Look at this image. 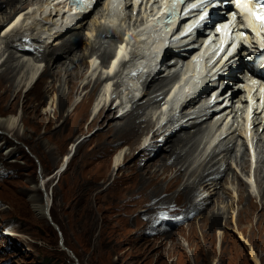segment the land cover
Instances as JSON below:
<instances>
[{
  "label": "rangeland",
  "instance_id": "obj_1",
  "mask_svg": "<svg viewBox=\"0 0 264 264\" xmlns=\"http://www.w3.org/2000/svg\"><path fill=\"white\" fill-rule=\"evenodd\" d=\"M2 1L3 0H0V2ZM106 1L107 0L95 1L93 9L82 19L84 26L82 25L81 28H71L65 35H60L62 36L60 40L70 36V34L74 35V37L83 36L77 49H82L87 52L86 59L89 55L98 56L106 46H108V49L112 47L113 36L106 35L110 33V31L116 35H118V32H114V28L110 29V24L126 28L128 24L131 23L128 20V15L133 9L132 5L125 6L124 3H122L119 5L120 7H117V9H120L118 14L115 12L114 16L110 14L107 16L104 9ZM42 4L44 3L35 2L31 10L38 9ZM4 10H8L9 12L11 10V5L8 3L4 4V6L0 8V12ZM142 12L144 14V6ZM120 14L122 15L119 17ZM24 15L25 14H23V16ZM31 15L32 13L29 14V16ZM39 16L40 14L36 16L35 21H39V23H33V26H35L33 30L25 29L28 26L26 23L29 25L32 24L33 17H28L27 15L28 18H26L25 22L24 19L22 20L25 25H23L21 32L26 35V37L28 36V38L23 40L16 39L15 36H11L9 39L8 37L6 38V35L9 33V29L7 32L5 31L8 20L3 22L0 25V48L5 46V41L7 39L10 40V43L23 42L29 44V46L38 47L36 52L41 55L44 48L43 46L37 45L42 44L46 46V42L34 40L31 37L41 38L44 41H48L50 47L54 46L56 44V41L53 42L54 38L48 40L47 35H43V33H46L45 29L47 28V23L46 20L41 19ZM54 18L53 21L49 19V23H54L59 20L58 16ZM19 24L18 26H20ZM48 27L52 28L53 26L48 25ZM7 54L8 50L0 54L1 61L6 58ZM26 57L29 63L27 62V66L22 70L24 77H27L34 71L31 65L37 61L33 55ZM18 60L22 61L24 58L18 57L13 61L17 62ZM100 61H102V57H97V62L93 66L95 69L93 72L94 75H90L93 74L92 69H90L86 76L80 79L79 83L86 82L88 80V75L94 79L97 77L98 73L100 76L99 69L96 70V68L99 67ZM43 63L46 64V61H43ZM49 63H52V61L50 60ZM1 70L2 68L0 71ZM166 70L169 69L167 68ZM166 70L163 71L164 75L169 73H166ZM51 80L52 78L47 76V83H50ZM70 83L72 82L66 81V78H64L62 87L66 94L69 93L71 89ZM32 86L33 88L31 89L25 86L17 96L19 102L18 109L21 111L23 104H26V107L29 109V112H26L24 118L26 124L25 128L21 130V133L17 134L18 136H26L27 143H19L20 145L12 150L9 143H4L3 141L4 136L15 140V135L8 130L2 133L0 132V264H225L224 261L220 259L218 241L209 243L200 235L205 229L203 224L204 209L199 212L195 210L193 213L189 212L183 216L178 214L165 215L163 212L165 209H161L159 205L156 206L154 203H151L153 201L151 199L153 196L150 197V191L154 189V187L149 186L148 188L142 182L141 178L137 179L135 177L136 171L139 168L144 170L147 166L155 165L163 156L169 153L168 149L160 150V144H157V141H152V145L148 147L144 146L145 142L143 143V141H145V137L148 136V133H146L147 129L142 133L141 139L134 145L133 150L129 148V145L125 142L113 141V138H107V136L97 138V133L102 131V128L105 127L106 124L101 125L92 123L88 125L93 118V114L90 113L86 115L84 125L74 133L75 130L71 128L73 124L76 123V120L79 122L81 121L88 107L87 105L89 104L93 108H96L95 105L98 103L94 101L95 95L94 92H92L93 85L83 92L80 91L75 97L68 99L67 106L62 109L58 107L57 101H55V104L53 103L54 99L58 97L57 92H48L47 96L49 98L47 102H40L42 98L41 94H39L38 81L36 80ZM99 87H101V95L103 86L100 84ZM128 89L129 87H127L126 96L129 92ZM241 92L242 91H240V93ZM129 93L132 95L133 91L131 90ZM107 94L109 95L110 91ZM155 94L152 95L154 96ZM15 96L16 93H12L10 101L7 104L5 103V109L0 107V115L4 113V115H9L12 113L7 107ZM130 98L132 97L130 96ZM225 101L226 99L219 101V103L222 104ZM157 103L147 108L145 114L137 116V120L146 116L150 117L151 111L154 107H157ZM33 104L39 109L37 111L38 114L46 110L49 114V118L43 119L41 116V118L36 117L37 113L32 110ZM72 109H74V111L71 113ZM68 112L71 113V116L65 128L60 130V132L56 131L55 128L57 125L68 118ZM113 115L116 117L113 119L114 124L124 120L121 119L120 116H117L116 110L112 112L111 117H113ZM225 117L226 112L223 111L220 117L221 119L217 115L215 117L213 116L210 121L217 122V120H220L218 121V125L224 121L223 126L226 128L231 125V119L230 117L225 119ZM177 119L178 117H175L168 122V124L171 122V125L167 124L165 126L166 130L161 140L167 137V132L169 129H173L174 124H176L175 120ZM44 123H48L47 132H44ZM37 125L39 127L35 129ZM106 128L107 127H105V129ZM187 129L194 132L196 127L189 126ZM231 129L232 126L217 132L213 139V141L217 143L214 144L211 150L219 143L218 140L220 141L227 130L233 133H230L222 143L232 140L235 146L237 145V150H239V148L240 152L244 150V145L238 134L239 130L234 133ZM71 132L72 134L74 133V135L70 142L76 139L79 140L82 137L84 138L73 147L72 150L74 152L77 146L79 148H77L73 163L61 180L59 181V179L53 178L51 180L53 185L50 183L49 186L52 185V188L55 190L56 201L52 208L54 220L63 231V238L67 247L73 249L77 256L71 255L69 249H63L61 246L62 237L58 227L52 222H48L46 219L41 218L36 213L27 194L28 189H32V184H34L38 178L53 173L54 169L60 164V157L67 153L73 145L70 143V147H55L52 145L50 147V145H45L43 143L39 144L36 140L41 137L57 138L69 135ZM221 132L222 136L220 135ZM184 133V130L181 131V134ZM211 135L212 131L210 135L205 134V138L201 142H197V145L187 156L188 163H192L193 168L201 169L207 154L211 151L207 152L205 150L207 144L210 142L209 139ZM148 138L150 137L148 136ZM101 142H106V144H108L102 147L103 145L100 144ZM192 143L193 140L187 147ZM11 150L12 152L10 153ZM125 152H131V156L133 157L125 159ZM225 157L224 152H221L214 158L213 163L215 162L216 166L223 164L225 167L228 164ZM116 158H119L118 164H116ZM187 158L185 156V160ZM83 160L84 162H82ZM231 165L235 168L236 174H242L243 169L241 166H237L235 159L231 160ZM92 177H96L98 181V187L94 191V197L88 195L85 190L81 194L78 193V181L83 182V184L87 186L90 184ZM58 178H60V175ZM58 181L59 183L57 184ZM205 181H213V176H210ZM255 182H257L256 179ZM166 185L165 182L159 185L162 191L159 192L157 200H162L165 197L175 198L177 194L175 192L179 191L181 188L178 186L174 192L169 194V192L165 191ZM228 185L232 189H235L238 183L237 181H230ZM203 186V184L200 185V189L192 198L193 202H197L200 199L201 203L199 206L201 208L205 206L202 197L204 194L208 193L207 190L203 194ZM260 188V186L256 187L255 194H253L250 189L249 190L253 195L258 197ZM261 189L263 190L264 186ZM80 196L82 197L80 198ZM234 198H237V196L235 195ZM229 199L230 198H228V200ZM255 201L258 202L259 208L257 211L264 213V199L260 201V198H255ZM241 203L242 204L239 206L241 212L239 216L245 228V232L248 236L251 234L255 235V239L258 241L257 244H260L258 249L263 248L264 253L263 228L260 229L258 222L253 219L255 213H252L251 208H249V204H247L248 200L245 198ZM221 204L224 206L226 205V203ZM176 205L175 200H173L172 205L168 206L176 210ZM262 205L263 208L261 207ZM233 208L231 213H233ZM235 209L237 211V207ZM262 213L259 215L261 216ZM250 218L252 221H250ZM245 219H249L250 222L247 223L243 221ZM231 229L230 231L234 236L231 239L230 245L233 246L236 244L240 248V258L236 263L256 264L255 261L252 260L250 244L243 239L240 231L237 232L235 230L234 225H232ZM257 234L260 235V239L257 237Z\"/></svg>",
  "mask_w": 264,
  "mask_h": 264
},
{
  "label": "bare ground",
  "instance_id": "obj_2",
  "mask_svg": "<svg viewBox=\"0 0 264 264\" xmlns=\"http://www.w3.org/2000/svg\"><path fill=\"white\" fill-rule=\"evenodd\" d=\"M94 1L95 0H89L88 6L85 8L86 13L85 12L79 13L78 14L79 20L76 23H73L75 17L70 16L66 20L63 19L58 20L57 22H54L52 24H50L48 20L50 19L53 21L55 19L54 17L58 16V14L53 13L54 11L53 9H51L54 6L52 0H3L2 2H0V8H2L6 3L11 5V10L9 12L8 10H4L0 12V16L2 17V18L0 17V25L8 20V24L6 25L7 27L5 31L7 32V30L9 29V33L6 35V38L8 37L9 39L11 36L12 37L15 36V38L19 40L28 38V36L26 37V35H24L21 32L23 25H25L24 22L26 18L33 17L32 24L29 25L28 23H26V25L28 26L25 28L26 30H33L35 28V26H33V23L36 24L39 23V21H35L36 16L40 14V18L46 20L47 23V28L45 29L46 33H43V35L46 34L48 40L54 38L53 42L56 41V44L50 47L48 41H44L41 38L31 37L34 40L46 42V46L42 44L37 45V46H43L44 48V51L41 53V55H39L36 52V49L38 47L32 45L29 46V44H25L23 42L10 43L9 42L10 40L7 39L5 41V46L0 48V54L8 50V54L6 58L3 59L2 61L0 59V69L2 68V70L0 71V107H3L5 109L6 107L5 103L7 104L10 101L12 93L14 94L16 93L15 98H13V100L7 107V109L12 111V113L9 115H4L5 113L0 115V132L2 133L3 131L8 130L15 135L16 138L15 140H13L10 137L8 138L7 136H4L3 142L9 143V145L12 147V150L20 144L27 143L25 138L26 136H18L17 134L21 133V130L25 128L26 124L24 118L26 112H29V109L26 107V104H23L21 111L18 109L19 102L17 96L25 86L26 87L31 86V88H33L32 86L34 84L33 81L36 78V76H38L39 73H41V75L38 76L37 81L39 83V94H41V98H42L40 102H47L49 98L47 96V93L50 91H55L58 93V97L56 98L57 100L54 99L53 103L55 104V101H57L58 107L60 109L66 107L68 104L67 103L68 99L75 97L78 93H80V91L83 92L88 87H91V85H93L92 92H95L100 86V84H102V82L108 81V78L103 79L102 77H100L99 73L95 79L93 77H90V75H94L93 72L95 69L93 68V66L97 62V57H102L101 64H103L107 60L112 47L108 49L107 48L108 46H106L98 54V56L89 55V57H87L86 59L87 52H85V50L83 51L82 49L81 50L77 49L78 48L77 46L83 39V36L74 37V35L70 34V36L64 38L63 40H60L62 36L65 35L67 32H69L71 28H81V26L84 23L82 19L83 17L87 16L88 13L93 9L92 3ZM126 1L127 0H125V4H127ZM35 2L36 3L43 2L44 4H42L38 9L31 10ZM96 2H99V0H96ZM111 3L112 0H107L104 5V9L107 16L109 12H111ZM130 3L133 4V1L130 0ZM121 4L122 2H120V5ZM133 5H134L133 10H135L137 7L139 8V10L137 14H134V12L131 10L130 14L128 15V18L130 20L134 19V21L132 23H129L128 27L131 24L134 25L140 22L141 20L140 19L141 16L139 17V13L142 2L139 4L137 1H135ZM117 7L115 9V12H117L116 14H118L120 10L117 9ZM145 9L146 6H144V10ZM45 11H48V13H45L46 15L44 14ZM30 13H32L31 16H29ZM23 14L25 15L23 16ZM121 15L122 14H120L119 17ZM23 19L24 22H22ZM65 21L66 24L63 25ZM18 24L20 26H18ZM48 25L50 26L61 25V27L58 30H55L53 28L54 26L52 28H49ZM144 35H145L144 32L137 33L136 38L141 39ZM161 45L162 43H159L158 45L155 46V48L161 50L160 49ZM173 52L174 51L172 49H166L164 50L163 59L161 61L156 60L155 63L157 64L154 67H152L150 71L146 74L147 78H146V82L144 83L143 89L141 91L139 90L140 96L136 100L130 98L129 101L132 107L128 110L127 113L120 116L121 119H124L123 121L114 124L113 119H115L116 117H114V115L113 117H111V114L116 109L112 107V104L110 102L103 103L102 105L98 103V107L96 108H93L91 105L88 104L87 105L88 107L86 108L85 114H83L81 121L79 122L78 120H76V123L73 124L71 128L72 130H75L74 133L84 125L85 122L84 120L86 119V115L90 113L93 114V118L92 120H90L88 125L92 123H98L101 125L106 124L105 127H107L106 129L105 127H103L102 131L97 133L98 134L97 138L102 136H107V138H111V139L113 138L112 139L113 141H120L127 143L129 145V148L133 150L134 145L138 143L139 140L141 139L142 133L150 126L154 127L155 126L154 124L158 119V117L154 119L151 116L150 117L146 116L141 118L140 120H137V116L145 114L147 108H149L150 106H154V104L161 101V99L163 100V95L165 93L164 87L166 86L167 82H169L171 77L174 75V72L171 73V71L173 68H175L174 67L175 65L174 63H171V65H169L166 59L167 56ZM188 53L189 51L185 50L184 53L181 55V58H183ZM31 55H33L37 60L35 61V63H33V65H31L34 71L27 77H24V74H22V70H24V68L27 66L28 60H26L27 58L26 56L29 57ZM18 57H23L24 60L22 61L18 60L17 62L13 61L16 60V58ZM50 60L52 61V63H49ZM43 61H46V64L44 66L43 71H41L40 70L41 66L44 64ZM190 64L192 65V63ZM166 67L170 71L168 74L164 75L163 71L167 69ZM90 69H92L93 74L88 75V80L86 82L79 83L80 79L84 78ZM193 71L196 73L194 69ZM229 73H230L229 77L231 80H235L238 77L237 73L235 74L232 73V76L230 71ZM182 75H185L184 70L182 71ZM47 76H50L52 78L50 83H47ZM64 78H66V81L72 82L70 83L71 89L67 94L65 93L62 87ZM132 82L134 83L135 80H133ZM225 86L227 87L228 83ZM232 90L234 91L233 97L237 98L240 96L241 93L239 88L235 89L232 87ZM107 93H109V90ZM107 93H104V95L101 97L100 102L106 101L108 97ZM225 93L226 92L224 93L222 92L220 96H223ZM152 94L155 95L153 96ZM227 98L230 102H232V92L230 95H227L226 99ZM199 100L200 99H198V95H195L189 100H186L183 104L178 105L176 108L173 109V113L178 109H180L179 114L178 115L173 114V116L168 121H166L164 124L160 126V128L158 127L154 131L153 134L155 135L154 136L155 139L152 137L151 142L157 141V144H160V150L168 149L169 153L163 156L157 164L152 166H147L144 170L142 168H139L136 171L135 177L137 179L141 178L142 182L148 188L149 186L154 187V189L150 191V197L153 196V198H151L153 200L151 203H154L156 206L159 205V208L161 209H165L163 210L165 215L178 214L183 216L186 213L189 212L193 213L195 210L199 212L202 209H204L203 224L205 229L203 231L201 230L202 232L200 233V235L203 236L205 238V241H208L209 243L218 241L220 259H222V261H224L225 264H237L236 261L240 258L239 246L236 244H234L233 246L230 245L231 239L234 236V234L230 231L232 225H234L235 230L237 232L240 231V234L243 237V239L250 244L251 252H252V260H254L256 264H264L263 248L258 249V247H260V244L259 245L257 244L258 241L257 239H255L254 234H251L249 236L246 234L245 228L239 216V214L241 213L239 206L242 204L241 202L246 198L248 200L247 204H249V208H251L252 213H255L253 219L258 222L259 228L260 229L263 228V232H264V213L257 211L259 207H258V202L255 201V198L256 199L260 198V201L264 199V189L263 190L261 189L264 186V143L262 145L263 148L261 150L263 155L260 160V165L257 166V169L255 170V177L257 180L255 186L261 187L258 197L250 192L248 183L244 182L241 179L240 174H236L237 172L235 168H233V166L231 165V160L235 159L237 166H241L243 170L247 171V169L250 166L248 159V149L244 148V150L240 152L239 151L240 148H239V150H237L238 153L236 154L235 144L232 140L222 143V141L225 138H227V136L230 133L233 132H229L227 130L226 134L220 139V141L218 140L219 143L214 147L213 150H211L207 154L201 169L193 168L192 163H188L187 156L190 154L191 150L197 145V142L199 141L201 142L205 138V134L210 135V132L216 129V124L214 122H211L210 120L213 118V116L218 115L223 111L233 110L232 103L229 106H225L220 109L221 103L217 101L214 104L208 105V109H205L203 112H198L195 114H193L192 112H187V114H183V110H185V108L189 107L190 109L191 107H195L199 103ZM240 101L242 102V97L240 98ZM74 109H72V111L70 110L71 113L74 111ZM32 110L35 111V113H37L39 109L37 108V106H34L33 104ZM41 112L42 113L40 114L37 113L36 117L41 116L43 117V119L49 118V114L46 110H43ZM69 112H68L69 114L68 118L64 119L62 123L57 125V127L55 128L56 131L60 132V130L65 128L71 116V113ZM175 117H178V119L175 120L176 124H174L173 129L172 130L169 129V131L166 134L167 137L165 139L163 140L159 139L166 130V128L164 127L168 124L169 121H171L172 118ZM227 117L228 114L226 115L225 119ZM45 123H44L45 126L44 132H47L48 123L47 124ZM222 123L223 121L221 122V124ZM221 124L216 130L214 136H212V139L215 137L218 131H221ZM189 126L196 127L195 131L191 132V130L187 129V127ZM38 127H39L38 125L35 126V129H38ZM183 130L185 131V133L181 134V131ZM74 133L72 134L71 132V134L69 135L60 136L57 138L41 137L38 140H36L37 143L50 145V147L51 145L55 147L56 146L65 147V146H69L70 143H72L73 145L72 148L67 151V153L63 154L60 157V164L56 169H54L53 173H49L47 175L42 176L41 178H38V180L34 184H32V189L30 188L28 189L27 194L32 202L33 208L36 211V213L41 218L46 219V221L48 222L54 223L55 226L58 227L62 237L61 246L63 247V249H69L71 255L77 256L73 251V249L67 247V244L65 243V240L63 238V231L60 229L59 224L54 220V214L52 208L55 205L56 197H55V190L54 188H52L53 184L51 183V180L53 178L59 179L60 181L63 175L65 174V172L69 169L70 165L73 163L75 154L77 152V148H79L77 146L75 148V152L71 156V153L73 151L72 149L73 147L76 146L78 141L76 139L70 142ZM149 139L150 138L146 136L144 140L149 141ZM192 140L193 143L187 147V145ZM146 141L144 142L146 143ZM151 142L148 144L144 143V146L148 147L149 145H152L153 142L152 143ZM100 144L103 145L102 147H104V145H107L108 143L106 144V142H101ZM184 148L185 150L183 151ZM12 150L10 151V153L12 152ZM221 152H224L226 156L225 157L226 161H228V164L225 167L223 164L220 166H216V163L215 162L213 163L214 158L217 156V154ZM185 156L187 158L186 160H185ZM130 157H133L131 156V152L124 153L125 159H128ZM118 160L119 158H116V164H118ZM82 162H84V160ZM65 164H66V168L62 171ZM59 175L60 178H58ZM210 176H213V181H205ZM59 181L57 182V184L59 183ZM230 181L231 182L237 181L238 188L236 187L235 189H232L228 185ZM163 182L167 184L165 187V191L169 192V194L174 192L178 186L181 187L179 191L175 192L177 193L175 198L165 197L162 200L160 199L157 200L159 192L162 191V188H159V185H161V183ZM50 183L52 184L51 186H49ZM78 184H79V188L77 190L78 193L81 194L85 190L86 193H88V195L94 197V191L98 187V181L96 177H92L90 184H88L87 186H85L81 181H78ZM201 184L204 185L203 186L204 191H202L203 194L208 190V193L204 194L202 197L203 203H205V206L203 208L199 206V204L201 203L200 199L197 202H193L192 200L193 196L200 189ZM235 195L237 196V198H234ZM81 197L82 196H80V198ZM228 198L230 199L228 200ZM173 200H175L177 204L176 210H173L170 206H168V205H172ZM221 203H226V205L224 206ZM236 207H237V211L235 209ZM261 207L263 208V205ZM232 208H233V213H231ZM261 213L262 215L260 216L259 214ZM243 221L248 223L252 221V219L250 218V221L249 219H245ZM257 237H259L260 239V235H258Z\"/></svg>",
  "mask_w": 264,
  "mask_h": 264
},
{
  "label": "snow or ice",
  "instance_id": "obj_3",
  "mask_svg": "<svg viewBox=\"0 0 264 264\" xmlns=\"http://www.w3.org/2000/svg\"><path fill=\"white\" fill-rule=\"evenodd\" d=\"M261 3H264V0H261ZM257 15V18L260 19L261 17L259 16V14H255Z\"/></svg>",
  "mask_w": 264,
  "mask_h": 264
},
{
  "label": "clouds",
  "instance_id": "obj_4",
  "mask_svg": "<svg viewBox=\"0 0 264 264\" xmlns=\"http://www.w3.org/2000/svg\"><path fill=\"white\" fill-rule=\"evenodd\" d=\"M72 152L74 153V151H72ZM60 168H61V167H60ZM60 168H59V169H60ZM59 169H57V170H59ZM54 174H55V173H54Z\"/></svg>",
  "mask_w": 264,
  "mask_h": 264
},
{
  "label": "water",
  "instance_id": "obj_5",
  "mask_svg": "<svg viewBox=\"0 0 264 264\" xmlns=\"http://www.w3.org/2000/svg\"><path fill=\"white\" fill-rule=\"evenodd\" d=\"M54 224V223H53ZM55 225V224H54ZM57 227V226H56ZM62 244H63V241H62Z\"/></svg>",
  "mask_w": 264,
  "mask_h": 264
}]
</instances>
